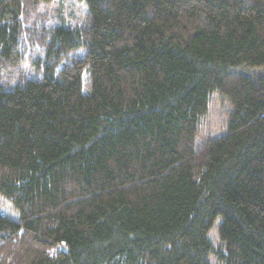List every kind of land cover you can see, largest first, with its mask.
I'll return each instance as SVG.
<instances>
[{
    "label": "trees",
    "instance_id": "obj_1",
    "mask_svg": "<svg viewBox=\"0 0 264 264\" xmlns=\"http://www.w3.org/2000/svg\"><path fill=\"white\" fill-rule=\"evenodd\" d=\"M81 1L69 27L0 0V71L44 51L0 85V264H264V0Z\"/></svg>",
    "mask_w": 264,
    "mask_h": 264
},
{
    "label": "rangeland",
    "instance_id": "obj_2",
    "mask_svg": "<svg viewBox=\"0 0 264 264\" xmlns=\"http://www.w3.org/2000/svg\"><path fill=\"white\" fill-rule=\"evenodd\" d=\"M86 7L81 0H65L58 8L55 4L43 7L39 10V16H34V21L41 22L45 18V23L50 24L56 21L65 23L66 26L74 27L81 24L85 19ZM83 52V51H82ZM44 64V51L37 50L31 58H28L20 65L12 66L9 69L0 71V85L6 90L13 89L18 85L24 84L27 80L34 77H39L43 73L40 71V66ZM237 73H247L249 75H257L263 72L262 69L245 67L236 70ZM89 90L88 71L83 72V91ZM233 107L225 96L218 91L211 94L209 100V111L205 117L201 119L199 125L198 140L200 143L219 137L226 133L227 125L230 120V115ZM0 210L8 214L14 219L19 218V211L13 203L0 195ZM220 219L215 222V226L211 229L210 239L215 250L223 249V244L218 235V224ZM211 260L217 262L213 255Z\"/></svg>",
    "mask_w": 264,
    "mask_h": 264
}]
</instances>
